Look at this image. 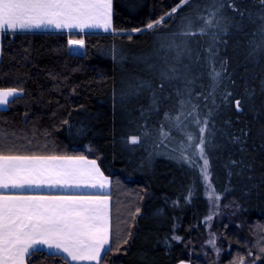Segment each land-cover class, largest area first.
<instances>
[{
  "label": "trees",
  "instance_id": "16d2710c",
  "mask_svg": "<svg viewBox=\"0 0 264 264\" xmlns=\"http://www.w3.org/2000/svg\"><path fill=\"white\" fill-rule=\"evenodd\" d=\"M179 4L113 0V33L2 35L0 89L22 94L0 109V140L25 155L98 162L111 179L113 247L102 264H204L189 247L210 212L201 128L210 181L242 222L221 230L231 245L223 264L244 258L247 242L255 257L264 249V4ZM177 112L188 153L167 132ZM51 256L27 264H64Z\"/></svg>",
  "mask_w": 264,
  "mask_h": 264
},
{
  "label": "snow or ice",
  "instance_id": "6c2138e0",
  "mask_svg": "<svg viewBox=\"0 0 264 264\" xmlns=\"http://www.w3.org/2000/svg\"><path fill=\"white\" fill-rule=\"evenodd\" d=\"M190 2L180 0L178 7ZM260 2L264 4V0ZM112 7L113 0H0V33L40 28L107 32L112 28ZM176 11L177 8L172 9V13ZM212 15L215 18V13ZM163 22L165 18L161 17L155 25ZM212 22L205 20L209 27ZM147 27L151 29L154 24ZM200 31L203 33L204 29ZM68 44L81 49L85 46L83 39H69ZM21 92L22 89L16 88L0 89V107L15 102ZM239 105L240 101H236L237 109ZM204 131L200 129L199 155L203 159L202 174L208 180ZM137 142L138 138H131V143ZM109 185V178L95 160L85 156L25 155L15 145L0 140V189L4 190L0 193V264H25L26 259L41 253V248L51 253V258L63 259L64 264L81 261L102 264L104 254L113 247L107 195L33 196L9 190L84 187L102 193ZM213 194L214 190L209 192L210 199ZM215 198L218 200L219 196Z\"/></svg>",
  "mask_w": 264,
  "mask_h": 264
},
{
  "label": "rangeland",
  "instance_id": "374dc122",
  "mask_svg": "<svg viewBox=\"0 0 264 264\" xmlns=\"http://www.w3.org/2000/svg\"><path fill=\"white\" fill-rule=\"evenodd\" d=\"M112 33V30L109 31ZM82 35V34H79ZM83 49V48H82ZM80 49H75L81 51ZM177 117L180 119L179 112L173 115L172 121L169 122L166 126L167 132H175L174 144L177 143V149L183 152H190L192 150L191 142L183 143L181 141L182 129L177 127L178 121ZM181 131V132H180ZM183 143V144H182ZM209 177V175H208ZM206 182V197L209 201L210 212L207 218L204 220V227L197 232V238L194 240V243L190 244V254L196 256L198 259L202 260L204 264H223V258L225 255H228L230 252V243L226 241L221 233L222 228L227 226H236L241 227V220L239 218V209L230 201L222 202L220 195L216 193L214 187L210 181V177ZM214 190V194L211 199L209 198V192ZM219 196L217 200L215 197ZM173 237H179L181 241L182 238L177 234H174ZM246 254L245 257L239 261H234L232 264H261L264 263V251L259 250V257H255L253 254V249L249 242L246 243ZM183 264H190L188 261L183 262Z\"/></svg>",
  "mask_w": 264,
  "mask_h": 264
},
{
  "label": "crops",
  "instance_id": "0c3cea01",
  "mask_svg": "<svg viewBox=\"0 0 264 264\" xmlns=\"http://www.w3.org/2000/svg\"><path fill=\"white\" fill-rule=\"evenodd\" d=\"M111 30H112V33H113V28H111L109 31H111ZM109 31L105 32L103 29H85L83 32H80L79 30H76V29H73V30H69V29L57 30V29H54V28L17 30L15 32L7 31L5 33H0V52H1L2 35L6 34V33H66V34L111 33ZM21 94H22V92H21ZM11 99L12 98H10V100ZM7 106L0 107V109H5V108H7ZM87 159L88 160H94V159H90V158H87ZM96 163H97L98 167L100 168V166H99L97 161H96ZM100 170H101V168H100ZM101 172H103V171L101 170ZM105 176L108 177L107 175H105ZM108 178L110 180V185L102 193L99 192L98 189H91V188H84V187H81V188H75V187H72V188H67V187H64V188H62V187H55V188L40 187V188H36V187H32V188H25V189H22V190H9V192H14L16 194H23V195H33V196L82 195V194L107 195L108 198H109V210H110L109 215H110V225H111V197H110L111 179H110V177H108ZM0 193H4V190L0 189ZM5 194H7V193H5ZM41 250L47 252L46 249L41 248ZM47 253H49V252H47ZM183 262H185V261H182L179 264H183ZM25 264H27V259H26ZM73 264H75V262H73ZM79 264H90V262L81 261V262H79ZM91 264H95V262H91Z\"/></svg>",
  "mask_w": 264,
  "mask_h": 264
},
{
  "label": "water",
  "instance_id": "95a60500",
  "mask_svg": "<svg viewBox=\"0 0 264 264\" xmlns=\"http://www.w3.org/2000/svg\"><path fill=\"white\" fill-rule=\"evenodd\" d=\"M71 48H75V49H80V48H78V47H76V46H70Z\"/></svg>",
  "mask_w": 264,
  "mask_h": 264
}]
</instances>
